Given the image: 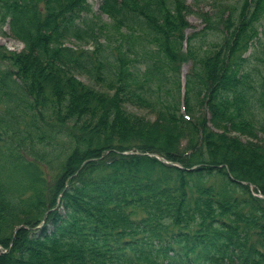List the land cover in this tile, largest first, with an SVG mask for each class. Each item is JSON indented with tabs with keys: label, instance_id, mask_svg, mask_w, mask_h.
I'll return each mask as SVG.
<instances>
[{
	"label": "trees",
	"instance_id": "trees-1",
	"mask_svg": "<svg viewBox=\"0 0 264 264\" xmlns=\"http://www.w3.org/2000/svg\"><path fill=\"white\" fill-rule=\"evenodd\" d=\"M107 2L109 20L98 27L88 0H0V35L8 20L26 50L0 48V245L7 248L1 259L264 264V190L239 181L227 166L229 173L225 159L232 163L233 156L157 147L155 155L177 164L158 161L138 142L149 140L150 126L121 108L128 102L188 125L210 151L235 150L264 169V151L211 136L204 122L180 113L182 97L190 115L208 106L218 121L264 132V0L240 1L225 22L222 9L191 33L177 0ZM69 39L93 49L68 46ZM71 70L115 96L86 89ZM49 174L58 176L55 188L45 180ZM25 215L40 218L13 234Z\"/></svg>",
	"mask_w": 264,
	"mask_h": 264
},
{
	"label": "rangeland",
	"instance_id": "rangeland-1",
	"mask_svg": "<svg viewBox=\"0 0 264 264\" xmlns=\"http://www.w3.org/2000/svg\"><path fill=\"white\" fill-rule=\"evenodd\" d=\"M242 0H177V4L180 8V15L181 18L188 23L189 27L186 33H191L194 31L200 30L205 25V20L213 19L218 13L223 9V11L220 13L222 17V22L231 20L233 18L234 13L231 11V7L235 6ZM249 4L253 2V0H246ZM262 1V0H261ZM88 3L90 4L92 8V12L98 19H95V22H97V26L100 27L103 24H106L108 22V12L110 10L108 6L107 0H88ZM254 16V15H253ZM227 18V20H225ZM219 24V30L224 31V26H220ZM261 25V32H262V38L264 37V19L262 21ZM217 26V27H218ZM2 32L4 33V36L0 35V48L4 49L8 52H13L15 54H23L26 53V50L24 49L23 42L17 38L16 35L13 34V30L11 31L8 26V20L3 24L2 26ZM15 32V31H14ZM16 33V32H15ZM99 42L102 43V38L99 37ZM264 40V38H263ZM66 45L72 46V47H81L83 49L92 50L93 44L86 43L82 40H75V39H69L66 42ZM71 73L74 76V79L77 80L83 87L86 89H90L94 93H98L101 96L112 99L115 96L114 91H108L105 90L106 88L103 87L100 82H97L93 79H91L86 74H82L80 72H76L74 70H71ZM188 73V65H183V67L180 70V85H181V93L184 90L185 85V78ZM183 107V101L181 97V111L180 113H185L183 117L189 116L190 121L197 122L198 125L201 126V123L204 122L202 126L206 127L209 134L211 136H221L224 137L226 140L235 141L239 144H242L246 147H254V149H260L264 151V132L261 131H249V130H238L233 125H231L229 122H222L215 119V117H211L210 112L208 111V106L203 108V110L200 111V115L193 116L182 109ZM122 111L127 115L133 118L136 121L142 122L144 125H149V134L147 135L149 141L146 137L143 139L139 138L138 142H142L145 144L144 146L147 147V151L153 152V154H148V156L158 160L162 161L164 163H169L171 165L177 164L175 159H172L171 157H162L161 159L158 155H155V151L153 148H161L163 152H175L179 148L183 149V152H202V154H205V156L208 158V156L211 153H215L216 156L225 157V155H232L233 156V162L231 163L230 160L225 159V168L229 171V173L232 172V174L241 180L242 182H246L248 184H257L260 188L264 190V169L259 166V164H255L252 160L246 159L244 155L241 153L235 151V150H227L226 148H215L214 152L210 151L208 147H204L202 144L199 143V136L194 137L192 127L178 123L177 121L165 119L161 116L156 115L155 113H152L151 111L144 109L140 106H136L134 104L124 102L121 105ZM201 119L203 121H201ZM115 130V129H114ZM107 135V134H106ZM200 135V132L198 133ZM137 136L135 138H130L131 140H137ZM136 142V143H138ZM213 144H215V141H213ZM132 145V144H131ZM132 147V146H131ZM203 147V148H202ZM150 148V149H149ZM179 151V150H178ZM177 151V153H179ZM136 153V152H134ZM116 155V154H115ZM145 155V154H144ZM238 157V158H237ZM237 158V159H236ZM245 158V159H244ZM218 163V162H217ZM230 167V170L227 168ZM51 172L55 169L50 168ZM57 175L53 174L52 179L49 178L45 179L47 181V184L50 186H53L55 188L56 186V179ZM41 178V177H40ZM43 181L40 182V184H43ZM253 182V183H252ZM262 182V183H261ZM47 185V186H48ZM47 189V188H46ZM44 190L45 196L49 195L48 190ZM48 191V192H47ZM248 195H252L256 198H262V194L249 190ZM245 193H239L238 197H244ZM45 198V197H44ZM52 201H56V198L52 199ZM52 202V203H53ZM52 206V205H51ZM49 207V209L51 208ZM243 209V206L241 207V210ZM40 218V215H30V216H23L16 219L13 227L12 232L14 229H17L22 225L23 223L31 220H37ZM16 231V230H15ZM13 232V234L15 233ZM260 232V231H257ZM260 234V233H259ZM252 235V234H251ZM256 236V234L254 235ZM7 248L0 245V253H4ZM5 259H1L0 257V264H5ZM15 264V263H13Z\"/></svg>",
	"mask_w": 264,
	"mask_h": 264
}]
</instances>
